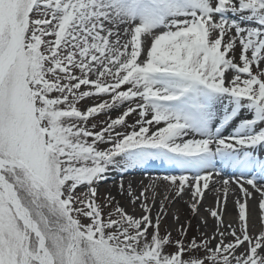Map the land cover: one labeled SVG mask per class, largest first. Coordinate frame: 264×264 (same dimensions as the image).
<instances>
[{
  "label": "snow or ice",
  "instance_id": "obj_1",
  "mask_svg": "<svg viewBox=\"0 0 264 264\" xmlns=\"http://www.w3.org/2000/svg\"><path fill=\"white\" fill-rule=\"evenodd\" d=\"M0 264H264V0H0Z\"/></svg>",
  "mask_w": 264,
  "mask_h": 264
},
{
  "label": "bare ground",
  "instance_id": "obj_2",
  "mask_svg": "<svg viewBox=\"0 0 264 264\" xmlns=\"http://www.w3.org/2000/svg\"><path fill=\"white\" fill-rule=\"evenodd\" d=\"M163 174L153 172V171H144V172H133L132 174H125L122 178V182L124 185L127 187L129 184L139 191L141 187L144 185H147L151 182V179H154L157 176H162ZM121 182V177L117 173H112V178L110 181L101 187L100 192L102 190H106V192H111L113 195H116L117 192V186ZM165 190L164 186L161 185L160 191L163 192ZM214 195V194H213ZM122 202L127 205V198L126 197H120ZM187 199V197L185 198ZM213 205V196L212 195H207L206 194V199H205V206H212ZM176 208L181 209V219L183 220L184 217H187L189 215L187 206L184 202H178L176 205ZM253 208L254 210L256 209V203L253 202ZM229 210H232V204L231 201L229 202ZM172 211H175V209H172ZM168 224H172V219H171V212L169 214V217L167 219ZM196 224V221L193 220V226Z\"/></svg>",
  "mask_w": 264,
  "mask_h": 264
},
{
  "label": "rangeland",
  "instance_id": "obj_3",
  "mask_svg": "<svg viewBox=\"0 0 264 264\" xmlns=\"http://www.w3.org/2000/svg\"><path fill=\"white\" fill-rule=\"evenodd\" d=\"M103 119H104L103 116H100V117L97 118V120H103ZM133 119H134V117H133ZM105 193H107L106 190H102V191H101V195H102V196H103V194H105ZM171 211H172V210H171ZM184 218H185V217H184ZM194 227H195V225H194Z\"/></svg>",
  "mask_w": 264,
  "mask_h": 264
}]
</instances>
